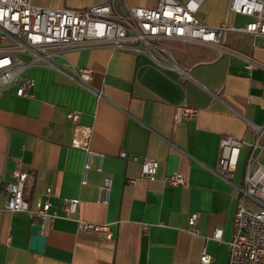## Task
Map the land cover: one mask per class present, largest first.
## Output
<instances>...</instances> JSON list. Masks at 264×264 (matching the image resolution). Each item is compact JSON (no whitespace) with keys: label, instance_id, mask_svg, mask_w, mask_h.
<instances>
[{"label":"crops","instance_id":"obj_1","mask_svg":"<svg viewBox=\"0 0 264 264\" xmlns=\"http://www.w3.org/2000/svg\"><path fill=\"white\" fill-rule=\"evenodd\" d=\"M50 8H83L105 0H30ZM153 8L158 0H117ZM185 1V0H180ZM229 0H202L196 16L206 25L243 24L244 15L228 12ZM119 10L123 9L119 6ZM177 63L191 78L160 66L144 53L106 47L69 50L75 67L87 68L88 87L63 70L31 67V95L0 93V177L12 182L20 161L29 174L23 197L31 207L49 203L40 221L24 211L4 208L0 197V264H200L203 251L212 264H227L236 191L212 169L219 141L225 135L248 142L252 124L264 122V39L250 33L227 32L217 46L167 40ZM172 48V49H170ZM258 63L245 68L246 59ZM94 91H100L97 98ZM187 103L196 117L173 122L175 107ZM80 113L90 129L93 152L81 183L86 152L70 146L68 111ZM248 146L241 148L234 184L242 180ZM125 151L128 159L119 156ZM136 156L138 160L131 161ZM154 157L153 179L141 175L140 162ZM259 160L264 164V151ZM100 169V170H99ZM180 171L186 185L171 186L165 176ZM108 178L107 203L98 189ZM134 179V182H129ZM79 200L77 210L63 217V200ZM197 213L195 228L188 218ZM78 220L107 224L110 238L82 230ZM32 225L45 237L42 252L28 248ZM222 229L220 241L212 238Z\"/></svg>","mask_w":264,"mask_h":264},{"label":"built area","instance_id":"obj_2","mask_svg":"<svg viewBox=\"0 0 264 264\" xmlns=\"http://www.w3.org/2000/svg\"><path fill=\"white\" fill-rule=\"evenodd\" d=\"M202 0H158L153 8L128 5L125 1L105 0L83 8H50L32 4L30 0H0V93L15 87V95L30 96L32 80L23 73L31 67L56 70L60 68L55 59L64 58L69 50L106 47L112 50H126L144 53L162 67L191 78L189 69L181 67L170 50L161 42L179 40L207 46H217L221 36L227 32L250 33L264 39V0H229L228 12L250 18L243 24L222 23L217 27L208 26L197 16ZM119 6L123 11L119 10ZM258 63L246 59L245 68L251 70ZM70 75L84 87L91 77L87 68L75 67L66 59ZM97 98L100 91H94ZM198 110L187 103L175 107L173 122L178 124L196 117ZM66 118L71 123L70 146L86 152L81 183L86 182V171L93 152L89 149L90 129L80 124V113L68 111ZM253 137L246 142L242 138L225 135L219 141L217 161L212 172L231 185L236 191L232 236L228 242L227 264H264V164L259 156L264 151V122L252 124ZM247 145L241 183L234 184L241 148ZM119 156L128 159L125 151ZM137 161L136 156L130 157ZM141 175L153 179L158 162L154 157H144ZM100 170V169H99ZM13 181L2 184L0 197L8 211H24L30 218L43 221L50 214L49 203L37 200L34 207L23 197V189L29 174L21 169L20 161L12 171ZM164 180L171 186L186 185L180 171L166 175ZM133 183L134 179H129ZM109 179L98 189V201L108 202ZM79 200H63V217H69L77 210ZM197 213L188 218L189 230L193 231ZM82 230L111 237L107 224L78 220ZM222 229L216 227L212 238L220 241ZM200 264H212V257L203 251Z\"/></svg>","mask_w":264,"mask_h":264},{"label":"water","instance_id":"obj_3","mask_svg":"<svg viewBox=\"0 0 264 264\" xmlns=\"http://www.w3.org/2000/svg\"><path fill=\"white\" fill-rule=\"evenodd\" d=\"M31 233L32 237L30 239L28 248L38 252H42L45 243V237L40 232V226L32 225Z\"/></svg>","mask_w":264,"mask_h":264},{"label":"rangeland","instance_id":"obj_4","mask_svg":"<svg viewBox=\"0 0 264 264\" xmlns=\"http://www.w3.org/2000/svg\"><path fill=\"white\" fill-rule=\"evenodd\" d=\"M162 44H164L166 47H168L169 48V46H167L168 45V43L167 42H161ZM170 49H172V48H170Z\"/></svg>","mask_w":264,"mask_h":264}]
</instances>
